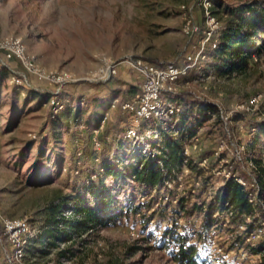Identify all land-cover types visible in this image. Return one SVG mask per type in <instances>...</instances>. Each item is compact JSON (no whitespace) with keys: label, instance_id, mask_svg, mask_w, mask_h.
Masks as SVG:
<instances>
[{"label":"rangeland","instance_id":"rangeland-1","mask_svg":"<svg viewBox=\"0 0 264 264\" xmlns=\"http://www.w3.org/2000/svg\"><path fill=\"white\" fill-rule=\"evenodd\" d=\"M225 1L239 3L247 0ZM189 19L200 27L202 25L203 31L205 30L206 18L202 0H0V37L18 36L26 44L28 52L43 66L68 71L74 82L64 87L58 100L63 103L64 108V105L71 102L76 104L81 98L83 112L79 121L70 120L68 131L66 128L60 130L59 140L53 142L49 127L50 115L58 114L63 108L56 111L51 101L36 106L38 98L34 92L15 85L10 74L4 75L0 84L1 215L29 217L37 225L44 226L48 205L54 198L90 197L85 180L91 173L96 179L95 173L106 148L100 150L101 147H94V133L87 130L84 120L100 109L109 111L115 99L108 97L106 86H97L107 81L87 80L90 71L98 67L105 57L117 61L140 57L164 65L180 62L187 52L197 49L200 41L204 39L201 38L198 44L191 41L193 34L189 35L185 31ZM217 19L221 29L223 21L218 17ZM211 59L210 56L203 59L200 76L193 81L195 90L218 103L231 117L237 111H244L248 123L264 120V53L248 69L224 75L218 74L212 68ZM10 65L22 69L16 62H11ZM32 79V84L48 91L47 85ZM117 79H121L120 72L111 80L109 87H117ZM67 89L77 95L75 102ZM179 90L178 83L176 91ZM257 93L263 99L257 108L239 109L240 104ZM118 115V110L113 111L110 114L111 120H115ZM216 120L210 117L198 128L199 146L192 152V156L195 159L208 158V173H202L201 184L195 196L190 193L192 177L184 175L180 180L182 190H178L179 197H191L195 203L190 214L180 209L178 203H164L157 214V222L151 225L144 216L134 212L116 223L78 234L73 253L90 264H109L114 259H119L124 264H173L170 260L172 248L160 240L159 234L168 220L182 224L191 221L201 230L222 231L226 247L246 250L249 257L242 264H261L262 253L251 248L258 241L252 246H232L237 229L222 227L208 216L207 209L214 193L225 181L224 177L215 173L219 170L215 151L225 140L222 152L224 151L233 164L232 158L236 154L231 148L232 138L225 137ZM248 129L243 123L237 124L236 140H232L242 147L240 151L244 161L237 163L246 170L251 182L255 171L250 164V158L254 155L264 157V138L255 142H252L253 139L249 141ZM29 143H32L29 156L19 164L16 153L25 149ZM107 143L111 146L109 149L112 155L118 152L117 141H113L111 137ZM41 146L46 149L42 161L46 160L52 147H56L60 167L53 157L46 160V166L40 174H34L30 168ZM196 174L195 171L194 175ZM106 184L111 185V194L116 198L111 205L113 210H119L116 208L118 206L125 210L127 204L132 202L131 198L139 192L138 187L125 180L113 183L108 178ZM161 210L164 211L163 216L160 214ZM255 217H262V221L264 220V215L259 210ZM132 232L137 235L132 236ZM229 235L232 236L228 239ZM261 239L264 240V233ZM205 241L206 238L200 236L194 243L205 256V264H209L203 244ZM98 243H102V246ZM131 246L139 249L134 254H129ZM57 251L53 255L42 257L36 264H46L49 258L54 259V264H57ZM2 260L3 257L0 256V263Z\"/></svg>","mask_w":264,"mask_h":264},{"label":"trees","instance_id":"trees-1","mask_svg":"<svg viewBox=\"0 0 264 264\" xmlns=\"http://www.w3.org/2000/svg\"><path fill=\"white\" fill-rule=\"evenodd\" d=\"M212 2L213 12L223 21V25L213 35V40L218 41L217 47L213 48L211 44H208L205 48V57L210 56L212 58L211 66L220 75L248 69L264 53V0H247L239 3H228L225 0H213ZM204 37L205 34L201 25L199 33H194L191 41L198 44L199 40ZM196 50H193V52H196ZM15 62L21 67L18 61ZM153 63L159 66L164 65L156 62ZM184 63L185 57L180 62H177V64ZM202 63L203 59H201L197 66L188 69L186 74L180 76L178 81L180 84L179 92H166L162 95L180 104V110L173 114L169 121L155 118L144 123L141 131L146 127L152 126L159 133V137L152 142V148L155 152L154 157L144 155L141 145H132L125 138V133L132 125V122L130 115L122 110L121 104L135 99L141 93V80L136 78L135 82H127L123 79H117L119 85L111 88L109 84L115 78L113 77L106 83H99L97 85L108 88V97L120 96L119 104L115 109L118 110L119 115L115 120H111V116H109L106 120V125L98 134L102 143L100 150L105 148L106 150L103 152L98 169L96 170V179L92 177L93 173H91L87 176V180H85L87 181L85 186L88 188V192H90V197L58 196L48 205V216L41 237L51 238L52 241H49L50 245H56V240H62L64 236L66 238L73 235L76 237L83 231L116 223L123 220L124 216H129L134 212L135 214L144 216L147 223L152 218L157 222L156 217L161 206L164 203L170 202H160L157 204L158 194L165 180L173 176L175 169L181 168L184 158V142L196 134L198 128L211 117V114L218 111V106L214 102L202 96L194 88L193 81L199 78ZM8 74H10L9 67L0 66V84L4 75ZM21 87L35 93L36 98H38L36 106H39L41 103H48L52 95L50 91L40 89L34 84ZM66 91L74 97L73 101L75 102L77 95L68 89ZM81 101V98H79L76 104L71 102L68 105H64V108L58 114L50 115L49 127L53 142L59 140L60 130L66 128V131H68L67 128L70 126V120L74 122L79 121L83 114L82 107L80 106ZM216 122L223 129L225 137L228 138L229 135L221 121L217 119ZM239 123H243L249 128V141L253 139L252 142H255L264 138V120L248 123L244 111H237L229 121L230 137L233 140H236L235 131ZM84 124L90 132L98 128L101 124L98 111L92 113L90 118L85 119ZM111 137L113 141H117L119 149L114 155L111 154V150L109 149L111 146L107 143L108 140H111ZM237 143L239 142L237 141ZM31 144L29 143L25 149L16 153V159L19 164L29 156L28 151L32 146ZM120 149L122 150L121 152ZM45 152V147L41 146L38 154L34 157V162L30 168L34 174H40L46 166V160L49 161L53 157L56 158L55 162L60 167V157L56 147L53 146L46 160L42 161ZM250 160L253 163L255 177L260 186L259 198L264 200V157L254 155ZM160 161L163 166L160 165ZM232 161L235 164L234 171L237 172L238 176L249 182L250 177L246 170L239 167L235 158H232ZM188 165L194 168L192 162L189 161ZM165 170H167V173L164 172ZM198 173L201 174L200 171ZM108 178H111L113 183H120L125 180L138 187L139 192L137 196L131 198V201L134 203L127 204L125 210L119 206L116 207L119 210L111 209V205L116 201V198L111 194V185L106 184V179ZM142 197L146 198L142 200ZM190 198L179 197L177 202L179 208H182L186 214H190L195 208V203ZM67 208H71L72 210V215L68 217L63 215V211ZM227 208L232 209L234 212L230 228L235 227L237 229L236 226L239 223H244L247 217H252V223L249 224L246 232L254 228V221H262V217H255L258 210L264 215L260 204L253 205L248 200V191L236 178L228 180L214 193L212 202L207 209L208 216L211 217L212 221L215 220L218 223V218H215L213 213L218 209ZM161 211L162 213L160 214L163 216L164 211ZM147 212L149 213L147 214ZM170 233L171 229L165 226L160 240L172 248L170 260L173 264H205V256L199 250L200 247L194 242L188 243L186 233L181 234L178 238L181 246L175 253L172 242L167 239ZM246 236L247 234L240 235L237 233L232 241V246H245L247 244L252 246L253 244L246 240ZM253 246L255 247L251 248L255 252L262 253V260L264 261V240H258V243ZM138 249L139 247L137 246H131L128 253L134 254ZM0 256L3 257L1 249ZM0 264L8 263L3 258ZM109 264L124 263L119 259H114L110 260Z\"/></svg>","mask_w":264,"mask_h":264},{"label":"built area","instance_id":"built-area-1","mask_svg":"<svg viewBox=\"0 0 264 264\" xmlns=\"http://www.w3.org/2000/svg\"><path fill=\"white\" fill-rule=\"evenodd\" d=\"M213 0H202L205 10V37L196 52H187L185 54V63H169L163 66L156 65L143 58H126L123 60H114L108 57L103 58L102 63L91 70L87 80L90 82H106L119 74L121 65H125L132 70L141 80V93L133 100L125 101L121 104L124 112L130 115L132 125L125 133L126 140L134 145L142 146V152L146 156H155L152 148V142L159 137V133L152 128L146 127L143 131L145 122L152 119H160L169 121L171 116L177 113L181 106L171 98L165 96L163 93H175L180 76L187 73L188 69L197 66L201 59L205 58V48L211 44L213 48L218 45L217 40H213V35L220 28V23L213 12ZM187 34L191 35L200 31L198 26L192 19L187 21L185 26ZM18 61L22 69L13 68L11 62ZM0 66H7L10 69L11 81L17 86H30L33 82L32 78L47 85L46 90L52 93L51 105L58 108H63V103L58 100V96L64 91V87L74 82L72 75L65 70H53L43 66L34 55H31L22 38L15 35H7L0 37ZM260 93L251 95L245 102L238 107L240 110L255 109L262 101ZM119 99H113L109 111H107L101 119V124L98 128L93 129L94 147L99 149L102 146L101 140L98 137L100 130L105 126L107 118L115 111ZM218 111L211 114L212 118L219 119L230 137L229 121L231 119L230 113L223 109L218 103ZM231 138V137H230ZM199 131L193 135L188 141L183 144V163L180 169H175L173 176L167 178L162 185V189L157 197V204L160 202H174L177 203L180 192L182 190V183L180 180L184 175L192 177V184L190 193L195 196L198 186L201 184L200 178L202 173H208L207 162L208 158L203 157L195 159L192 152L199 146ZM231 148L234 150L236 162L243 163L244 159L241 155L240 145L233 143L231 139ZM225 140L222 141L218 150L215 151L219 170L215 173L224 177L225 184L228 180L236 178L248 191V200L253 204H260L264 212V200L259 198L260 186L255 177V172L252 174V181L247 182L238 176L234 171V164L226 156L222 148H224ZM192 162L194 168H191L188 163ZM252 167L253 163L250 160ZM160 165H162L160 161ZM196 171V175L194 172ZM200 171L201 174L198 172ZM167 173V170L164 171ZM177 188V191H176ZM179 190V191H178ZM218 191V189L216 190ZM215 191V192H216ZM154 193V192H153ZM146 198V197H145ZM144 197L141 199L144 200ZM72 214L71 208L63 211V215L68 217ZM215 218H218V224L222 227H229L231 219L234 216L232 209H218L213 213ZM155 219L149 220V224L153 225ZM252 223V217H247L246 222L239 223L237 231L240 235L247 234L246 240L252 244L260 240L264 233V220L254 221V228L248 232V226ZM165 226L171 229V233L167 239L172 242L173 251L176 253L181 246L178 238L181 234L186 233L188 236V243H193L199 237H205L206 241L203 243L208 254L209 264H242L244 260L248 259V252L244 249H234L226 247L223 243L222 231L218 230H201L191 221L185 224L168 220ZM44 226L37 225L29 217H6L0 214V249L3 258L8 264H36L42 257L53 255L57 250L59 257L57 264H90L88 261L80 260L75 253H73V245L77 239L74 235L72 237H63L62 240H56V245H50L51 238H43L41 234ZM93 231V229H89ZM162 233L159 235L161 236ZM136 236L135 232L131 233ZM232 235L228 236V239ZM102 246V243H98ZM260 257V255L258 254ZM260 263L264 264L262 257ZM46 264H54V259L49 258Z\"/></svg>","mask_w":264,"mask_h":264},{"label":"crops","instance_id":"crops-1","mask_svg":"<svg viewBox=\"0 0 264 264\" xmlns=\"http://www.w3.org/2000/svg\"><path fill=\"white\" fill-rule=\"evenodd\" d=\"M120 72V78L127 81V82H135L136 78H138V76L136 75V73H134L132 70L130 72V69L128 67H120L119 69ZM120 96H115L114 98H119ZM97 110V108H96ZM107 111H104V109H100V111H98V115L100 117V119H102V117L104 116V114Z\"/></svg>","mask_w":264,"mask_h":264}]
</instances>
